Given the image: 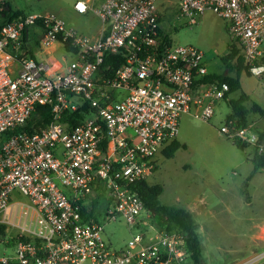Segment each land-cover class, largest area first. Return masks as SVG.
<instances>
[{"label":"built area","instance_id":"obj_1","mask_svg":"<svg viewBox=\"0 0 264 264\" xmlns=\"http://www.w3.org/2000/svg\"><path fill=\"white\" fill-rule=\"evenodd\" d=\"M175 1L177 17L189 25L206 11L226 20L246 71L264 78V0ZM3 4L0 223L12 197L9 223L17 239L0 264H185L186 235L153 221L137 184L155 169L154 155L177 137L180 115L208 122L228 84L205 80L202 51L174 44L161 31L158 0H75L76 13L100 18L96 37L50 11L3 19ZM28 29L42 50L58 45L61 61L24 50ZM36 105H49L50 118L26 129ZM83 105L88 114L71 125L65 116ZM219 132L254 145L264 158V136L252 124L237 127L229 119ZM100 213L137 231L114 247Z\"/></svg>","mask_w":264,"mask_h":264},{"label":"rangeland","instance_id":"obj_2","mask_svg":"<svg viewBox=\"0 0 264 264\" xmlns=\"http://www.w3.org/2000/svg\"><path fill=\"white\" fill-rule=\"evenodd\" d=\"M4 1L12 9L24 13L54 12L88 35L101 25L100 18L92 12L85 15L72 12L71 5L74 0ZM158 3H163L169 8L161 14L160 23L171 42L189 44L200 49L208 72L235 75L231 65L222 60L230 43L238 46L228 33L226 20L206 11L196 24L189 25L183 18L177 17L175 0H158ZM37 37L35 32L28 29L23 43L24 50L28 53L30 50L35 58L48 61L50 54L55 55L50 53V50L46 53L48 49L42 50ZM65 55L69 58L68 54ZM239 78L241 87H254L262 93L264 78L247 74L245 71L240 72ZM240 95L241 91H232L229 98L233 101ZM244 105L249 106V103L244 102ZM229 110V101H222L208 122H202L191 115L186 116L181 122L179 137H176L185 143V147L177 148L170 157H166L162 150L158 151L153 157L156 168L146 179L149 183L162 186L158 195L160 204L176 205L191 211L197 223L202 264H231L246 255L245 251L250 248L257 256L264 250V235L257 237L253 244L251 238L254 229L250 227L254 222L259 224L264 218V168L258 169L246 180L240 174H232L228 166L216 165L218 156L209 149L215 142L214 136L224 123V114ZM250 116L258 119L260 125H264V114L253 112L249 113ZM248 195L252 200L250 204L245 205ZM14 199L28 202L23 195L13 196ZM11 211L15 213V205ZM28 214H31V209ZM101 214H96V218L101 221L105 237L114 247L121 246L131 233L137 231L136 227H129L121 218L103 220ZM13 234V229L12 233L10 229L0 232V255L13 253L14 244L6 243ZM186 264L193 262L188 259Z\"/></svg>","mask_w":264,"mask_h":264},{"label":"trees","instance_id":"obj_3","mask_svg":"<svg viewBox=\"0 0 264 264\" xmlns=\"http://www.w3.org/2000/svg\"><path fill=\"white\" fill-rule=\"evenodd\" d=\"M2 7V18L6 20H11L14 17L25 14L23 11L12 9L8 3H4ZM29 53L33 56V53L30 50ZM110 57L111 55L109 54L105 55V61L109 60ZM222 60L231 65L230 67L235 70V75H229L227 73H209L204 77V79L208 81L218 79L226 82L228 84V90L225 94L226 96L232 91L240 90V72L245 71L247 74L249 73L246 71V67L243 64V60L240 55V48L234 43L229 44V48L222 56ZM245 99L246 94L241 92L238 99L230 101V112L226 115L224 121H228L230 119L235 126L243 127L251 124L248 117L251 111H258L261 114H264V105L260 106L259 104L252 102L250 107H246L244 105ZM49 109V105H36L34 111L30 115V118L27 120L26 125H24V128L30 129L32 125L37 124L44 125L50 118ZM88 112L87 107L83 105L77 111L72 112L70 115H66L65 118L69 120L71 125L77 124L83 121ZM260 133V137L264 136V131ZM179 147L184 148L185 144L181 143L177 138H174L163 147L162 153L166 157H170ZM242 147L251 148L249 157L253 163L254 171L264 168V158L257 152L254 145L243 142ZM137 189L143 200L144 206L153 212V221L167 230H177L184 233L186 235L187 249L190 253L187 260L191 259L193 264H202L201 245L197 232V223L194 221L191 213L180 206L160 204L158 202V195L162 191V186L158 183H149L146 179H143L137 184ZM0 232H4V226H0ZM16 239L17 238L12 236L8 241H6V243L14 244Z\"/></svg>","mask_w":264,"mask_h":264},{"label":"crops","instance_id":"obj_4","mask_svg":"<svg viewBox=\"0 0 264 264\" xmlns=\"http://www.w3.org/2000/svg\"><path fill=\"white\" fill-rule=\"evenodd\" d=\"M4 3H7V2L4 1ZM158 7H159L160 14H162L163 11L169 10V8L167 6H165V4H163V3H158ZM71 11L76 13L73 10L72 5H71ZM88 12H92V11L89 10ZM76 14H78V13H76ZM85 14L86 13L78 14V15H85ZM160 26H161V23H160ZM100 30H101V25L99 26V28H97L96 31L92 32L91 35H89V36H91V37L98 36L100 33ZM161 31L164 33L162 26H161ZM164 34H166V33H164ZM57 47H58V45L55 44L53 47L48 49V51L49 50L52 51L50 53H54V55H55V56H52L50 54V56L48 58L49 60L53 61L56 58V59L61 61L62 51H61L60 47H58V48ZM56 54H57V56H56ZM58 56H60V58H58ZM209 73H211V72H209ZM229 75H232V74H229ZM239 81H240V78H239ZM240 86H241V83H240ZM261 88L263 90L262 93H259V91H257L254 87H240V90H238V91H241V92L246 94V99L244 102L249 103V106H246V107H250L252 102L257 103L260 106L264 105V87H261ZM222 101H225V102L229 101V103H230L231 100L229 98V94H227L223 99L218 101V103L216 104L215 109H214V114H215V110H216L217 106L220 105V103ZM229 112H230V110L224 114V119ZM253 112H258V111H251L250 113H253ZM258 113H260V112H258ZM214 114L212 115V117L214 116ZM188 115L190 116L189 113H182L180 115L179 130H180L182 120L184 118H186V116H188ZM248 117H249V115H248ZM250 117H253V116H250ZM250 117H249L250 123L254 127L255 131L257 133H259V135H260L261 134L260 132L264 131V125H260L258 119H255L254 117L253 118H250ZM178 137H179V135H178ZM214 140H215V142L210 145L209 149L213 154H217V156H218L216 165H222L223 164L226 167L228 166L229 168H231L232 174H234V175L240 174L246 180L249 177H251L254 174V172L257 171V170L256 171L253 170V163L249 157V154L251 153L250 147H247V148L242 147V143L239 140H237L235 138H228L225 135L221 134L219 132V130H218L217 134L214 136ZM181 143H183V142H181ZM248 148H250V149H248ZM15 200L18 202H21L17 199H15ZM251 200H252L251 196L248 195L246 200H245V205L250 204ZM11 208H12V197H11V202H10V208H8V209H10V212L5 211L4 213H1V219L5 220V222L0 223V226H4V231L10 229V232L12 233L13 228H12V225L9 223V222L12 223ZM189 212L191 213V211H189ZM31 215H32V211H31V214H29V216H31ZM16 218L18 219V217H16ZM251 218H254V217H251ZM250 227H253V229H254V232L252 233L253 238H251L252 239L251 242L253 243L254 240L257 239V237H261L264 235V218L259 224H257V222H254L250 225ZM13 233H15V229H13ZM10 237H12V235ZM252 251H253L252 248L245 251L246 255L242 256L241 258H238L237 260H235L231 264H264V250L258 256L256 254H253L254 252H252ZM0 256H3V255H0Z\"/></svg>","mask_w":264,"mask_h":264}]
</instances>
